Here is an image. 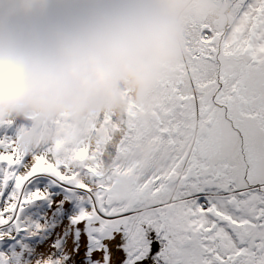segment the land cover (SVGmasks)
<instances>
[{
    "label": "snow or ice",
    "instance_id": "6c2138e0",
    "mask_svg": "<svg viewBox=\"0 0 264 264\" xmlns=\"http://www.w3.org/2000/svg\"><path fill=\"white\" fill-rule=\"evenodd\" d=\"M221 2L233 6L234 23L190 30L176 74L161 80L147 110L129 112L116 158L139 151L142 163L115 164L106 179L89 167L93 179L85 183L59 161L35 156L18 174L24 155L0 141V226L43 198L22 189L49 173L90 193V211L73 223L98 224L101 233L123 225L136 252L148 250L146 225L164 242L161 264H264V0Z\"/></svg>",
    "mask_w": 264,
    "mask_h": 264
},
{
    "label": "clouds",
    "instance_id": "9594fccd",
    "mask_svg": "<svg viewBox=\"0 0 264 264\" xmlns=\"http://www.w3.org/2000/svg\"><path fill=\"white\" fill-rule=\"evenodd\" d=\"M236 15L221 0H0V127L18 125V153L59 161L81 182L89 167L106 179L115 164L142 163L139 151L116 158L129 112L176 74L190 30Z\"/></svg>",
    "mask_w": 264,
    "mask_h": 264
},
{
    "label": "bare ground",
    "instance_id": "6f19581e",
    "mask_svg": "<svg viewBox=\"0 0 264 264\" xmlns=\"http://www.w3.org/2000/svg\"><path fill=\"white\" fill-rule=\"evenodd\" d=\"M18 167L21 168L20 174H25L26 164L23 160ZM63 173L65 174V171ZM40 193L42 196L45 195L44 191H40ZM57 201L63 202L57 205ZM67 202H69V199H62V197L55 199L48 208L49 210L44 213L43 220L36 221V223L33 220L35 223L33 226L36 228L34 232L37 228H41L42 235L49 234L46 238H42L36 244L37 239H23L18 235L19 239H22L20 242H23L24 245L19 246V251L17 250V243H15L14 248L11 246L6 249L5 252L10 251L9 255H11L6 264H51L49 262L53 260L54 256L64 260V264H79L78 258L80 255L92 251L98 264H152L151 254H147L148 259L145 257L147 251L142 252L134 262L128 261V234L123 225L101 233L94 230L98 228V224H90L89 222L73 223L77 216L67 215ZM44 203L42 199L35 200L30 203V207L42 213L45 209ZM59 206L62 210H58ZM28 212L29 208H23L22 214L26 215V219L28 218ZM12 236L13 234L10 235V237ZM3 238L5 237H0V247L4 245L2 242L5 239ZM13 239L16 241V234ZM88 245L90 248H86ZM4 253L5 256L6 253Z\"/></svg>",
    "mask_w": 264,
    "mask_h": 264
},
{
    "label": "rangeland",
    "instance_id": "374dc122",
    "mask_svg": "<svg viewBox=\"0 0 264 264\" xmlns=\"http://www.w3.org/2000/svg\"><path fill=\"white\" fill-rule=\"evenodd\" d=\"M18 125H9L5 127H0V141H7L8 143H13L15 133L17 131ZM0 151H3L0 149ZM34 157L35 154L32 155H26L23 158L24 163L26 164V172L30 171L31 167L34 164ZM21 168H17L18 174H20ZM62 172H64L63 169H61ZM14 185L12 183L9 184L6 192H5V198L10 195V193L13 191ZM44 191L45 195L43 196L42 200H44L45 209L42 213H39L35 208H31L30 204L25 205L23 208H29L28 212V218L26 219L25 216L22 214V211L18 213V222L16 217L14 216L12 221L7 224L0 226V237H5L4 245L0 247V256L5 258V261L10 260V251L7 253L5 252L7 248H10L11 246L14 248L16 246L15 243L18 244L17 250L19 251V246L24 245L23 242H20L22 239H19V236L24 238H28L29 240L37 239L36 244L42 240V238H46L48 235L43 234L41 228H37L36 232L35 227L33 226L36 221L43 220L44 213L49 210L48 208L51 206L53 201L55 199H69V202H67V215L68 216H79L82 209L89 210L90 211V205L88 202V197L90 193L85 192L81 189L76 188L74 185L67 184L65 182L60 181L57 177L52 176L49 173H38L35 176L31 177L29 181L26 182V184L23 186L22 192L25 196L35 193ZM40 200V199H39ZM57 205H60L63 201H57ZM0 207H3V201L0 200ZM64 209V208H63ZM58 210H62V208L59 206ZM30 218V219H29ZM34 220V222H33ZM87 221H81L80 223H84ZM18 223V227H17ZM144 233H145V246L147 247V252L145 253V257L148 259L149 256L147 254H151L152 264H161V262L158 259V253L161 252L163 247V240L158 237L157 233L149 228L148 226H144ZM13 234L12 237L10 235ZM17 235L16 241H14V235ZM19 235V236H18ZM12 239V240H9ZM35 244V245H36ZM86 248H90V246H86ZM85 248V249H86ZM6 253L4 256L3 253ZM127 252H128V261L134 262L139 255L142 254V252H145L144 250H141L139 252L134 251L129 247V237L127 242ZM4 253V254H5ZM16 252L14 251V254ZM79 264H98L95 261L94 252L88 254H81L78 258ZM154 261V263H153ZM143 262V261H142ZM49 263L51 264H64L65 261L62 260L60 257L54 256L53 260H51Z\"/></svg>",
    "mask_w": 264,
    "mask_h": 264
}]
</instances>
